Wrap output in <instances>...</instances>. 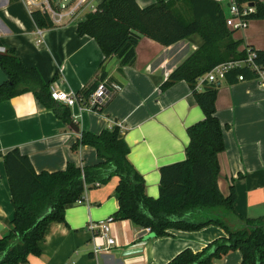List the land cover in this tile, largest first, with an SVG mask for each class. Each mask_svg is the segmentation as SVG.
<instances>
[{
	"label": "crops",
	"instance_id": "1",
	"mask_svg": "<svg viewBox=\"0 0 264 264\" xmlns=\"http://www.w3.org/2000/svg\"><path fill=\"white\" fill-rule=\"evenodd\" d=\"M28 0H0V48H13L27 66L36 68L46 83L60 81V88L78 93L100 75L104 55L97 42L79 36L78 21L66 18L50 29H40ZM103 1V0H101ZM141 8L157 0H136ZM166 2L170 0H164ZM230 15L234 0H214ZM264 4V0H258ZM181 9V4L177 5ZM239 50L264 52V20H250L245 30L234 33ZM203 43L198 35L165 47L142 37L136 47V63L120 67L117 57L105 64L108 84L120 85L104 111L72 108L75 132L27 93L0 103V237L9 233L14 217L11 192L3 157L18 148L30 158L37 173H54L68 163L90 167L99 163L91 146L72 148L82 132L99 134L114 124L121 125L120 137L130 146L129 160L144 177L146 194L159 197L160 170L186 160L187 130L204 119L192 91L184 81L166 91L161 86ZM122 69V70H121ZM0 68V85L6 81ZM217 117L223 127L226 149L218 156V186L228 197L236 195V213L248 218L264 217V84L258 79L218 84ZM119 179L113 177L87 190L82 203L65 208V222H53L41 242L42 254L30 256L27 264H167L179 253H198L215 240L227 237L218 226L199 231L169 230V236L148 239L131 221H116L111 235L116 241L108 252L94 256V234L90 223L105 221L119 210L116 192ZM212 264H242L239 251Z\"/></svg>",
	"mask_w": 264,
	"mask_h": 264
},
{
	"label": "trees",
	"instance_id": "2",
	"mask_svg": "<svg viewBox=\"0 0 264 264\" xmlns=\"http://www.w3.org/2000/svg\"><path fill=\"white\" fill-rule=\"evenodd\" d=\"M235 2L240 8L253 4L254 12L246 18L264 20V4L260 1ZM31 16L39 29L56 27L40 10L32 11ZM226 20L224 9L214 0H157L147 8H141L136 0H103L79 18L78 35L93 38L104 55L98 78L77 93L84 103L107 78L104 66L111 58L117 57L121 68L136 63V47L142 37L169 47L198 35L203 41L201 46L170 75L161 90L186 82L204 119L187 130L186 160L161 168L157 199L147 196L144 177L129 160L131 149L120 137L122 128L117 124L99 134L82 132L73 146L74 151L81 146L93 147L99 159L94 166L81 168L68 163L63 171L37 173L30 158L18 148L7 152L3 164L14 217L9 233L0 237V264H27L30 256H40L48 226L65 222L66 206L83 201L86 186L90 190L113 177L119 179V210L114 221H131L138 228H149L148 239L169 236V230L191 232L211 225L226 232L227 237L215 240L201 252L186 249L167 264H212L236 251L242 255V264H264V217L248 218L236 213L235 193L225 197L218 186V156L226 149L224 130L216 115L219 85L197 88L199 80L216 66L247 58L246 49L240 51L241 42L233 38L237 31L231 30ZM254 61L264 68V52L256 51ZM0 68L7 78L0 85V103L31 93L64 124L74 122L71 108L52 99V82L46 83L36 68L27 67L13 48L0 52ZM239 75L245 80L258 78L246 67L228 73L227 81L237 82ZM109 102L94 111L102 113Z\"/></svg>",
	"mask_w": 264,
	"mask_h": 264
},
{
	"label": "built area",
	"instance_id": "3",
	"mask_svg": "<svg viewBox=\"0 0 264 264\" xmlns=\"http://www.w3.org/2000/svg\"><path fill=\"white\" fill-rule=\"evenodd\" d=\"M101 2V0H28L27 4L30 7L38 6V10L48 15L55 26H59L64 23L66 18L71 21L79 20L81 16L97 8ZM253 12V8L249 5L240 8L234 0L230 6V15L226 20L227 26L234 31L245 30L250 23V19L246 18V16ZM42 30L40 29L39 34L42 33ZM0 52H5V49L0 48ZM246 53L247 58L245 59L226 62L213 68L199 80L197 88L202 90L206 84L218 85L221 81L227 80V75L231 71L246 67L255 71L258 75L257 79L264 84V68L257 65L254 61L256 51L246 48ZM237 81H245L244 76L239 75ZM120 89L121 87L119 85H108L107 81H103L90 97L89 101L84 103L82 97H79L76 93L62 90L60 88V81H58L51 84V97L54 101L68 106L71 110L72 108L78 107L80 111H94L95 108L105 106ZM118 126L121 127V125ZM95 186H99V183H96ZM87 190L88 187L86 186L85 193ZM83 201H78L77 203H82ZM114 222V218L109 217L105 221L90 223L88 225V230L94 234V256L108 252L116 245V241L111 235V225ZM150 232L151 230L149 228L142 230V233L145 234H149Z\"/></svg>",
	"mask_w": 264,
	"mask_h": 264
},
{
	"label": "water",
	"instance_id": "4",
	"mask_svg": "<svg viewBox=\"0 0 264 264\" xmlns=\"http://www.w3.org/2000/svg\"><path fill=\"white\" fill-rule=\"evenodd\" d=\"M54 1H56V0H54ZM250 7H253L254 5L253 4H250L249 5ZM70 127H71V129H73L75 132H80V128L78 127V125L76 124V123H72L71 125H70Z\"/></svg>",
	"mask_w": 264,
	"mask_h": 264
},
{
	"label": "rangeland",
	"instance_id": "5",
	"mask_svg": "<svg viewBox=\"0 0 264 264\" xmlns=\"http://www.w3.org/2000/svg\"><path fill=\"white\" fill-rule=\"evenodd\" d=\"M86 196V193L84 194V197Z\"/></svg>",
	"mask_w": 264,
	"mask_h": 264
}]
</instances>
